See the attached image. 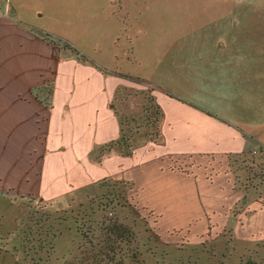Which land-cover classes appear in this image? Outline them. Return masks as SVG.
Listing matches in <instances>:
<instances>
[{
  "label": "rangeland",
  "instance_id": "rangeland-1",
  "mask_svg": "<svg viewBox=\"0 0 264 264\" xmlns=\"http://www.w3.org/2000/svg\"><path fill=\"white\" fill-rule=\"evenodd\" d=\"M35 3L38 9L28 14L39 26L78 44H101L93 55L99 61L153 76L191 98L205 94L194 88L193 69L195 60L201 65L209 57L208 50L264 54V0ZM115 33L121 39L112 42ZM124 36L131 40L136 66L126 59ZM179 53L186 60L185 83L178 82ZM205 64L208 72L218 70ZM132 82L142 88H118L111 102L122 122V143L113 150L122 153L154 139L157 129L153 86ZM163 163L185 174L201 173L209 182L223 178V200L212 197L197 224L170 228L158 212L138 204L137 187L124 176L54 200L19 198L13 202L14 220L12 212L0 211V264H264V153L173 155Z\"/></svg>",
  "mask_w": 264,
  "mask_h": 264
},
{
  "label": "crops",
  "instance_id": "crops-1",
  "mask_svg": "<svg viewBox=\"0 0 264 264\" xmlns=\"http://www.w3.org/2000/svg\"><path fill=\"white\" fill-rule=\"evenodd\" d=\"M37 1L0 0V211L14 220L16 199L54 200L124 176L137 187L138 204L158 212L163 226L197 224L212 197L223 200L225 181L170 170L163 160L264 153V54L207 49L209 57L193 69L194 88L205 94L191 98L153 76L104 64L93 56L101 44H78L39 26L28 14ZM125 36L126 59L136 66ZM176 60L178 82L185 83L186 60L180 53ZM207 62L218 70L208 72ZM135 80L153 86L159 137L127 154L113 150L122 122L111 102L118 88H142ZM213 98L224 102L213 105Z\"/></svg>",
  "mask_w": 264,
  "mask_h": 264
},
{
  "label": "trees",
  "instance_id": "trees-1",
  "mask_svg": "<svg viewBox=\"0 0 264 264\" xmlns=\"http://www.w3.org/2000/svg\"><path fill=\"white\" fill-rule=\"evenodd\" d=\"M64 46H67V45L64 44ZM116 91H117V90H116ZM156 107H157V111H158V112H157V113H158V117H157V120H156V121H157V129H156V132H154V135H155V139H153L154 141H156V140L158 139V137H159L158 122H159V120H160V109H159V106H158V105H157ZM120 137H121V134H120ZM120 137H119V139L116 141L117 144L122 143L121 140H120ZM113 144H114V143H109V144L106 145V147H107V148H110L111 146H113ZM127 154H129V152H127ZM99 157H100V156L97 157V160H99Z\"/></svg>",
  "mask_w": 264,
  "mask_h": 264
}]
</instances>
